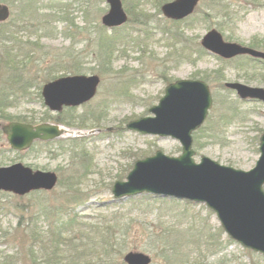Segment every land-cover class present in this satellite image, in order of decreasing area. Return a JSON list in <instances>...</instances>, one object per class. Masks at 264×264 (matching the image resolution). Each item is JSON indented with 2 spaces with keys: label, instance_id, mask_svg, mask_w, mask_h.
<instances>
[{
  "label": "rangeland",
  "instance_id": "1",
  "mask_svg": "<svg viewBox=\"0 0 264 264\" xmlns=\"http://www.w3.org/2000/svg\"><path fill=\"white\" fill-rule=\"evenodd\" d=\"M29 1L37 11L27 15L22 8ZM170 1L128 0V4L122 0L124 8L131 5L134 12L126 9L128 20L115 31L102 22L110 9L107 0H0L11 11L0 34V55L11 43L8 29L21 38L17 44L21 43L23 54L35 51L25 69L20 68V76L34 82L47 69L69 68L80 69L84 75H99L96 95L76 106V111L87 113L105 103L110 107L99 123L63 125L69 131L61 137L22 151L11 148L3 131L11 121L1 114L0 167L22 162L34 170L56 172L59 182L53 189L33 194L0 190V264L11 258L15 264H47L40 242L36 247L34 244L32 255L29 253L30 232L18 225L28 205L40 231L60 218L79 239V232L87 231L83 225L104 222L112 227V235L116 233L119 238L112 253L116 264H126L124 256L130 251L149 254L151 264H264V255L232 239L217 214L204 203L147 192L114 199L115 182L126 180L137 160L157 150L169 156L182 153V144L176 138L127 128L132 120L154 116L150 108L159 104L166 87L179 79L203 80L213 96L207 119L199 128V145H194L196 162L207 156L248 171L260 157L264 102L241 99L226 83L264 88V61L249 55L225 59L209 52L201 41L216 28L227 41L264 51V0H200L183 20L164 15L162 6ZM179 21L182 23H176ZM114 33L119 38L109 54L111 60H104L99 57L98 44ZM8 73L5 66L0 68V90L7 88ZM16 89L11 91L20 93ZM29 90L32 100L9 107L5 113L29 120L34 116L38 124L43 123L45 115L58 113L48 108L35 88ZM44 122L56 123L49 119ZM80 138H84L81 145L85 149H79L77 142L72 144V139ZM81 150L87 151L82 159L90 165L85 170L73 158L74 152ZM77 173L78 184L65 186ZM76 200L77 205L71 208ZM42 209L47 212L46 218L36 215ZM69 219L77 224H69ZM168 254L178 260L169 261Z\"/></svg>",
  "mask_w": 264,
  "mask_h": 264
},
{
  "label": "water",
  "instance_id": "2",
  "mask_svg": "<svg viewBox=\"0 0 264 264\" xmlns=\"http://www.w3.org/2000/svg\"><path fill=\"white\" fill-rule=\"evenodd\" d=\"M110 9L102 22L108 28L123 25L128 14L122 0H107ZM200 0H172L162 6L166 17L180 20L189 16ZM10 16V7L0 3V23ZM202 46L209 52L229 59L251 55L264 59V51L224 39L212 28L202 38ZM101 82L99 75H66L45 83L42 95L51 111L65 106H79L91 100ZM241 99L264 102V88L241 82H227ZM213 96L208 83L199 79H179L170 83L159 104L150 108L154 116L132 120L127 128L142 133L173 137L182 144L179 156H169L157 150L152 156L139 159L127 179L116 181L114 199L144 192L163 197L188 199L205 203L218 216L225 232L244 247L264 254V133L260 137V157L254 168L246 171L223 165L210 157L194 159L193 133L206 121ZM3 131L10 146L25 150L33 142L53 140L65 133L63 125L44 122L37 125L12 121ZM58 183L54 171L34 170L22 162L0 167V190L25 195L34 190L53 189ZM126 264H151L152 257L141 251L125 254Z\"/></svg>",
  "mask_w": 264,
  "mask_h": 264
},
{
  "label": "trees",
  "instance_id": "3",
  "mask_svg": "<svg viewBox=\"0 0 264 264\" xmlns=\"http://www.w3.org/2000/svg\"><path fill=\"white\" fill-rule=\"evenodd\" d=\"M129 4L128 0H126ZM133 1V0H132ZM137 2V0H135ZM131 2V0H130ZM132 3V2H131ZM127 11L132 14L134 10L132 9L131 5L130 7H126ZM37 11L36 5L34 2L29 1L23 8L22 12L26 13L27 15L33 14ZM63 19H66L63 17ZM62 19V20H63ZM8 22V21H7ZM178 24L182 23V21L176 22ZM6 24V22H3L0 26V34L4 33L3 27ZM124 27V26H123ZM3 29V30H2ZM119 28H115V31H117ZM121 30V29H120ZM8 33V38L11 40L10 44L8 46H4L3 49L4 53L3 55H0V68L2 66H5L8 68L9 73L7 74V77L5 79L7 84V88H2L0 90V116L2 114V117L7 119V121H22L26 123L31 124H38L35 117L33 116L31 120L27 119L28 117L21 116L12 118V116L5 113V111L9 107L17 106L19 104H22L24 101H30V88H35L38 92V96L41 97V88L44 83L51 81L53 79H56L60 76L67 75L68 73L73 74H80V69H53L47 71L43 70L44 75L40 76L38 79L34 78V82L23 78L18 73L20 71V68L25 69L28 62L27 60L35 57V51L31 50L28 52H24L23 54V47L20 44H17V42H20L21 38L16 35L15 30H6ZM12 38V39H11ZM117 38H119L118 34L114 33V35L110 38H103L99 42V50L100 55L99 57L102 59H110L109 54L111 50L114 49V43H116ZM23 54V55H22ZM104 64V63H102ZM25 66V67H24ZM40 70V69H39ZM14 87H17L16 90L18 92L11 91ZM125 88V86H123ZM109 104L105 103L97 109L90 110L87 113L79 114L76 111V107H68L61 111L60 113H57L56 115H45L46 117L41 118L42 121H46L47 119L56 122L61 123L67 126H74V127H86L91 122H100L102 118L108 115L109 110ZM200 130L195 132V143L194 145L198 144V137H200ZM84 139V138H83ZM82 138L80 139H72V144L77 142V146H79V149H85L86 146L81 145L83 143ZM53 141H36L31 148L35 146L37 143L41 144H48ZM74 142V143H73ZM74 159H77L79 161V165L83 167V170L90 167L87 166V162L82 159L83 156L86 155L87 151L85 152L83 150L81 151H75L74 152ZM76 178H80V175L77 173V175L71 176L70 181L64 183L65 186L69 185L70 187H74L78 184V181H76ZM63 184V183H62ZM38 191H33L30 194L37 193ZM41 192V191H40ZM152 196V195H151ZM78 200V199H77ZM72 207L76 206L77 201ZM28 208L21 216V219L18 222L19 226H25L27 227L28 231L30 232V243L28 251L31 254L32 248L36 242L42 245V250L46 253L44 256L46 257L47 264H116L114 260L112 259V253L114 252L115 245H118L119 238L117 237V234L114 233L112 235V231L110 226L105 224L104 222L99 223H92L88 225H83L87 229V231H80L79 234H81V238L79 239V236L76 234H73V229L69 230L66 228L65 221L63 218L50 221V223L47 224L45 230L40 231L36 227V223H34V219H32V211L29 212L31 209L30 205L27 206ZM61 209V208H60ZM59 211V208H58ZM26 212V213H25ZM28 212V213H27ZM64 214L67 213V209L63 208ZM36 215L39 218H45L47 217V212L44 211V209L39 210L36 212ZM74 219V218H72ZM69 219V224H77L74 220ZM115 226V225H112ZM222 230V229H221ZM112 235V236H110ZM69 236V237H68ZM100 247V249H98ZM3 254V252H0ZM32 255V254H31ZM168 260L177 261V258H173L171 254H168ZM5 264H15L13 261V258L7 259Z\"/></svg>",
  "mask_w": 264,
  "mask_h": 264
},
{
  "label": "bare ground",
  "instance_id": "4",
  "mask_svg": "<svg viewBox=\"0 0 264 264\" xmlns=\"http://www.w3.org/2000/svg\"><path fill=\"white\" fill-rule=\"evenodd\" d=\"M66 131L68 132L69 130L66 129Z\"/></svg>",
  "mask_w": 264,
  "mask_h": 264
}]
</instances>
